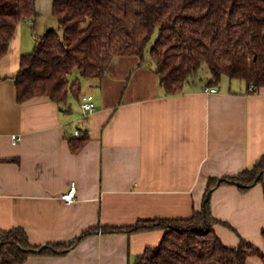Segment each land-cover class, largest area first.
I'll return each instance as SVG.
<instances>
[{
	"label": "crops",
	"instance_id": "1",
	"mask_svg": "<svg viewBox=\"0 0 264 264\" xmlns=\"http://www.w3.org/2000/svg\"><path fill=\"white\" fill-rule=\"evenodd\" d=\"M52 1L36 0V17L21 20L0 58V231L23 227L31 244L44 245L96 226L187 218L201 208L209 177L234 176L264 154V86L249 92L244 81L223 76L216 86L195 79L166 95L145 54L116 56L101 78L81 80L66 110L47 96L18 102L13 76L34 48L38 17L53 14ZM84 93L96 102L89 115L80 107ZM76 129L88 140L74 151ZM72 184L75 197L66 203L62 194ZM210 206L225 222L213 228L226 246L243 238L264 253V174L245 191L216 186ZM163 234L97 232L65 253H34L23 264H133ZM246 264L263 263L251 255Z\"/></svg>",
	"mask_w": 264,
	"mask_h": 264
},
{
	"label": "trees",
	"instance_id": "2",
	"mask_svg": "<svg viewBox=\"0 0 264 264\" xmlns=\"http://www.w3.org/2000/svg\"><path fill=\"white\" fill-rule=\"evenodd\" d=\"M58 28L36 37L22 54L13 79L22 103L47 96L65 110L69 97L81 93V77L101 78L116 56L144 57L152 33L158 35L149 54L166 95L183 92L202 64L210 70L206 85L223 76L245 82L249 92L264 86V0H53ZM36 0H0V58L23 18H35ZM79 77L70 78L73 71ZM88 140L81 131L69 139L77 151ZM264 154L234 176L209 177L202 206L187 218L144 219L127 226L92 227L69 242L33 245L23 227L0 231V264H23L31 254H62L97 232L163 230L156 246H147L133 264H246L264 253L240 238L226 246L214 231L225 223L212 215L210 195L222 183L245 191L263 180ZM264 238V230L262 231Z\"/></svg>",
	"mask_w": 264,
	"mask_h": 264
},
{
	"label": "rangeland",
	"instance_id": "3",
	"mask_svg": "<svg viewBox=\"0 0 264 264\" xmlns=\"http://www.w3.org/2000/svg\"><path fill=\"white\" fill-rule=\"evenodd\" d=\"M38 18L40 19L41 24H40V27L35 31V33H37L39 36L45 34L50 29H57L58 28V19L56 18L55 15H53V14H42ZM157 35H158V28H156L154 30L148 44L146 45L145 55L147 57L150 56L149 49L153 45L155 39L157 38ZM210 75H211V73H210L208 66L206 64H202L201 67L196 72L194 79H196L197 82H202V81H206L207 80L206 78L210 77ZM75 77H79V74L76 70L70 74L71 79L75 78ZM89 79H92V78L81 77V80L83 81V83ZM223 79H224V81H227V83L229 81H232L233 83H238L241 81L240 79H230L227 76H224ZM75 103H76V101H75Z\"/></svg>",
	"mask_w": 264,
	"mask_h": 264
},
{
	"label": "built area",
	"instance_id": "4",
	"mask_svg": "<svg viewBox=\"0 0 264 264\" xmlns=\"http://www.w3.org/2000/svg\"><path fill=\"white\" fill-rule=\"evenodd\" d=\"M31 19H32L31 17L23 18V20H27V21H31ZM206 90L215 91V88H206ZM79 101H80V107H81V110L83 112V115H89L95 111L96 102H95V98H94L93 94H91V93L81 94L79 97ZM79 132H80V130L76 129L74 131V134L77 135V134H79ZM19 139H20L19 136L18 137L16 135L12 136V140L14 142L19 140ZM74 197H75V186H74V184H72L70 186V188L62 194V199L66 203H71L74 200Z\"/></svg>",
	"mask_w": 264,
	"mask_h": 264
}]
</instances>
